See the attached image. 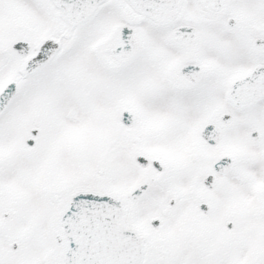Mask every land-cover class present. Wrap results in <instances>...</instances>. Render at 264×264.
I'll list each match as a JSON object with an SVG mask.
<instances>
[{
  "label": "snow or ice",
  "instance_id": "obj_1",
  "mask_svg": "<svg viewBox=\"0 0 264 264\" xmlns=\"http://www.w3.org/2000/svg\"><path fill=\"white\" fill-rule=\"evenodd\" d=\"M0 264H264V0H0Z\"/></svg>",
  "mask_w": 264,
  "mask_h": 264
}]
</instances>
